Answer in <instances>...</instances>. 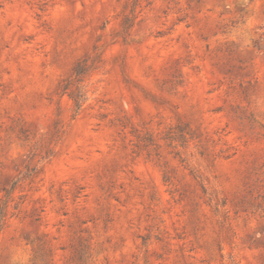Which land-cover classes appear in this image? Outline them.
Returning <instances> with one entry per match:
<instances>
[{
    "label": "rangeland",
    "instance_id": "1",
    "mask_svg": "<svg viewBox=\"0 0 264 264\" xmlns=\"http://www.w3.org/2000/svg\"><path fill=\"white\" fill-rule=\"evenodd\" d=\"M0 264H264V0H0Z\"/></svg>",
    "mask_w": 264,
    "mask_h": 264
}]
</instances>
